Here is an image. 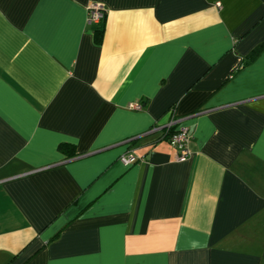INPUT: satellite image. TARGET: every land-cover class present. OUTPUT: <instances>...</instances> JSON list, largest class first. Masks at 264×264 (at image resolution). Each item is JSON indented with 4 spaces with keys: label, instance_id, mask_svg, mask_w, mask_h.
<instances>
[{
    "label": "crops",
    "instance_id": "obj_1",
    "mask_svg": "<svg viewBox=\"0 0 264 264\" xmlns=\"http://www.w3.org/2000/svg\"><path fill=\"white\" fill-rule=\"evenodd\" d=\"M261 43L264 0H0V264H264Z\"/></svg>",
    "mask_w": 264,
    "mask_h": 264
},
{
    "label": "built area",
    "instance_id": "obj_2",
    "mask_svg": "<svg viewBox=\"0 0 264 264\" xmlns=\"http://www.w3.org/2000/svg\"><path fill=\"white\" fill-rule=\"evenodd\" d=\"M105 18V8L101 4H91L88 8L87 24L96 25L101 24ZM129 108L140 110L142 104L139 102H132L128 104ZM168 119L163 124H154L144 135L156 134L158 138L166 139L167 142L175 150V159L177 161H184L190 156L188 144L191 135L188 126L183 123V116H178L174 109L168 112ZM143 157L137 156L132 150H128L120 155L119 159L124 165L134 163Z\"/></svg>",
    "mask_w": 264,
    "mask_h": 264
},
{
    "label": "trees",
    "instance_id": "obj_3",
    "mask_svg": "<svg viewBox=\"0 0 264 264\" xmlns=\"http://www.w3.org/2000/svg\"><path fill=\"white\" fill-rule=\"evenodd\" d=\"M102 32H103L102 28L94 31L98 42H100L102 39ZM262 49H264V43H261L257 45L256 47H254L247 56L248 60L254 59ZM58 148L61 152L65 153L68 157L75 155L74 146L70 143L62 142L59 144Z\"/></svg>",
    "mask_w": 264,
    "mask_h": 264
}]
</instances>
